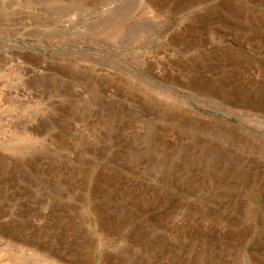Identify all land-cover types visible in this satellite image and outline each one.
I'll list each match as a JSON object with an SVG mask.
<instances>
[{"label": "rangeland", "instance_id": "rangeland-1", "mask_svg": "<svg viewBox=\"0 0 264 264\" xmlns=\"http://www.w3.org/2000/svg\"><path fill=\"white\" fill-rule=\"evenodd\" d=\"M0 264H264V0H0Z\"/></svg>", "mask_w": 264, "mask_h": 264}, {"label": "bare ground", "instance_id": "bare-ground-1", "mask_svg": "<svg viewBox=\"0 0 264 264\" xmlns=\"http://www.w3.org/2000/svg\"><path fill=\"white\" fill-rule=\"evenodd\" d=\"M167 92H168V91H167ZM167 92H166V93H167ZM161 93H162V91H161ZM163 93H165V92H163ZM163 93H162V94H163ZM169 97H170V94H169ZM181 101H182V100H181ZM177 103H178V102H177ZM184 103H185V102H184ZM184 103H183V104H184ZM180 105H181V104H180ZM222 126H223V125H222ZM221 128H222V127H221ZM223 129H225V128H223ZM225 131H226V130H225Z\"/></svg>", "mask_w": 264, "mask_h": 264}]
</instances>
